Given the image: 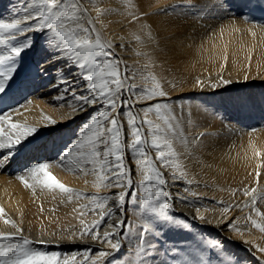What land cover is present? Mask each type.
Returning a JSON list of instances; mask_svg holds the SVG:
<instances>
[{"label": "bare ground", "instance_id": "bare-ground-1", "mask_svg": "<svg viewBox=\"0 0 264 264\" xmlns=\"http://www.w3.org/2000/svg\"><path fill=\"white\" fill-rule=\"evenodd\" d=\"M96 2L101 8L114 10L100 18L97 28L105 39L112 41L116 56L123 61L121 69L127 65L129 74L135 73L131 82L137 89H125L122 93L132 110L143 118L141 110L147 103H167L184 116L183 128L190 144L187 151L191 153L181 157L187 177L173 180L171 170L161 168L167 180L165 187L171 193V214L178 224L166 231L156 250L146 256L138 255L137 228L143 221L137 205L129 200L122 211L113 209V215L107 218L111 223L118 218L126 220L121 230L122 247L114 252L100 240L81 237L78 212L73 210L89 204L88 200L61 202L60 195L53 199L52 193L39 188L34 195L18 179L26 167L39 161H56L63 151L69 150L80 127L94 113L93 108L74 111L71 92L65 95L64 86L56 87L57 78L63 74L77 82L69 87L78 94L84 93L85 81L70 61L56 59L47 65L44 74L36 72L37 63H43L49 53L43 50L41 34L35 32L26 33L35 41L34 47L23 53L19 72L0 98V110L12 113L11 122L38 129L18 146L7 167L0 168V206L7 218L23 229L22 235L33 241V247L63 255L78 254V260L90 250L93 257L100 251L113 252L104 264H236L237 260L239 264H264V252L259 250L264 248V233L246 220L249 208L233 209L225 215L220 203L248 201L250 197L240 191L244 188L264 191V0H253V6L246 8H241L238 0H229L233 6L230 14L220 7L222 0H131L135 8L127 0ZM33 3L34 0H0V19L23 17L26 10H33ZM86 6L95 17L96 12ZM125 9L145 15L130 22ZM243 15L249 19L246 21ZM5 51L0 46V55ZM149 74L161 82L167 96L138 103L134 93L151 86V81L144 78ZM222 79L231 83L225 85ZM119 110L126 112L128 106ZM53 120L54 125L50 122ZM202 132L207 135L195 139ZM124 139L127 145L126 121ZM176 147L185 151L180 144ZM151 155L155 159L154 151ZM125 160L134 180L129 194L142 198V177L127 147ZM51 171L66 185L89 195L121 191L102 188L97 193L92 176H78L59 165ZM257 171L261 173L259 181ZM188 179L193 181L191 185L186 182ZM186 188L197 196L186 192ZM257 206L264 211V202ZM199 216L205 219L200 220ZM81 218L91 224L99 217L89 212ZM179 222L187 224V229L181 228ZM104 230L113 229L109 223H103L99 231L102 234ZM15 231L0 219V232ZM41 240L46 243H38ZM149 240H154L151 233ZM213 240L220 241L223 248L208 247ZM15 242L18 241L12 243Z\"/></svg>", "mask_w": 264, "mask_h": 264}, {"label": "snow or ice", "instance_id": "snow-or-ice-1", "mask_svg": "<svg viewBox=\"0 0 264 264\" xmlns=\"http://www.w3.org/2000/svg\"><path fill=\"white\" fill-rule=\"evenodd\" d=\"M127 3L131 8L136 7L131 0H127ZM86 4L96 12L95 17L91 15V10ZM238 4L241 8L251 7L253 0H238ZM220 7L226 13H232L233 6L229 0H222ZM32 9L30 12L26 10L23 17L13 18L11 21L0 19V46L6 50L5 54L0 55V98L6 94L8 85L19 72L23 53L34 47L35 41L32 37L26 36V33L35 32L41 34L44 40L43 50L49 53L43 63H37L36 72L44 74L47 65L56 59L70 61L79 70L81 79L85 81L84 93L78 94L75 89L69 87L77 82L63 74L57 78L59 84L56 87L64 86L65 95L71 92L75 102L72 105L74 111L86 112L93 108L94 113L80 127L77 138L69 150L63 151L56 161H39L26 167L18 179L25 188L31 189L34 195L39 188L41 192L52 193L53 199L60 195L61 202H72L74 199L88 200L89 204L79 205L73 210L78 212L77 218L82 226L80 235L100 240L114 252L122 247L124 233L121 230L126 220L118 218L115 223H111L107 218L113 215V209L122 211L126 202L130 200L137 205L143 221L137 228V254L146 256L149 251L156 250L157 245H162L166 231L172 230L178 224L176 217L171 214L173 208L170 203L171 193L165 187L167 180L161 168L170 169L173 180L187 177L181 157L191 153L187 151L190 144L183 128L184 116L182 113L177 114L171 105L157 102L147 103L141 110L143 113L141 118L140 113L133 111L129 101L123 98L122 93L125 89L133 92L138 87L131 82L135 73L129 74L127 65L121 69L123 61L116 56L112 41L105 39L97 28L100 18L112 13L113 9L97 6L96 0H34ZM125 11L131 17L130 22L138 21L145 15L143 13L137 15L128 9ZM243 19L247 21L249 17L243 15ZM148 35L151 38V34ZM18 37L24 39L18 40ZM136 40L139 41L140 37L136 36ZM144 78L151 81V86L135 91L136 102L146 103L167 96L155 75L149 74ZM247 79L245 77V80ZM222 83L227 85L231 81L222 79ZM125 106H128V111L119 110ZM11 115L12 113L7 110H0V168L7 167L14 158L18 146H22L29 137L38 132L35 127L11 122ZM153 116L155 119L150 118ZM125 121L129 136L127 145L124 139ZM50 122L53 125L56 123L54 120ZM5 125L8 131H5ZM205 135L207 133H199L195 139H201ZM177 144L185 151H178ZM126 147L136 165L137 173L142 177L139 181L140 187L144 188L142 198L136 193L129 194L134 180L132 169L125 160ZM152 151L155 152V159L152 158ZM256 154L260 155L259 152ZM56 165L78 176H92L97 193L102 188H119L121 191L103 196L80 192L53 174L51 168ZM260 175L261 173L257 171V181ZM186 182L189 185L193 183L190 179ZM185 191L197 196L190 188H186ZM240 191L250 199L242 204H225L221 201L222 213L227 215L233 209L249 208L246 220L253 228L264 233V211L257 206L258 203L264 202V191L258 192L256 187ZM41 210L43 211L42 206ZM89 212L99 217L91 224H87L81 218ZM0 219L16 229L10 233L0 232V264H104L105 258L113 255V252L100 251L93 257L90 250H87L78 260V254L63 255L56 251L37 249L32 246L33 241L22 235L23 229L18 227L15 221L7 218L2 206ZM199 219L205 218L199 216ZM103 223H109L113 230H104L101 234L99 229ZM179 226L183 229L188 227L183 222H179ZM235 230L239 231V228ZM150 233L154 237L152 241L149 240ZM13 241L18 242L12 243ZM38 243L46 242L41 240ZM208 247L223 248V245L220 241L213 240L209 242ZM259 250L264 252V248ZM236 264H239L238 260Z\"/></svg>", "mask_w": 264, "mask_h": 264}]
</instances>
